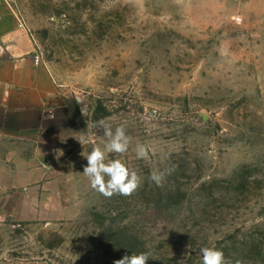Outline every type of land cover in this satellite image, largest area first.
Segmentation results:
<instances>
[{
	"label": "rangeland",
	"instance_id": "obj_1",
	"mask_svg": "<svg viewBox=\"0 0 264 264\" xmlns=\"http://www.w3.org/2000/svg\"><path fill=\"white\" fill-rule=\"evenodd\" d=\"M254 1L12 3L83 122L42 155L40 181H0V264H114L145 251L148 264H201L204 246L226 264H264V4ZM95 118L132 138L125 154H105L141 177L131 196L106 198L83 174L107 142Z\"/></svg>",
	"mask_w": 264,
	"mask_h": 264
},
{
	"label": "crops",
	"instance_id": "obj_2",
	"mask_svg": "<svg viewBox=\"0 0 264 264\" xmlns=\"http://www.w3.org/2000/svg\"><path fill=\"white\" fill-rule=\"evenodd\" d=\"M35 51L30 32L20 27L9 3L1 1L0 181H40L42 165L48 166L42 155L51 157L64 140L80 133L66 95L49 67L36 63Z\"/></svg>",
	"mask_w": 264,
	"mask_h": 264
},
{
	"label": "clouds",
	"instance_id": "obj_3",
	"mask_svg": "<svg viewBox=\"0 0 264 264\" xmlns=\"http://www.w3.org/2000/svg\"><path fill=\"white\" fill-rule=\"evenodd\" d=\"M99 127L103 130L107 138L103 149L94 146L86 156L87 164L84 166L83 174L90 182L93 190L99 192L106 198L113 195L121 196L133 195L141 185V177L135 170H131L125 162L120 159H110L106 162V152L111 154L123 155L130 147L131 137L127 134L123 124L117 126L113 131L112 127L104 121L99 122ZM82 144L84 141L79 140ZM136 155L138 159H147L148 149L143 145H137ZM151 180L157 186H161L163 174L152 172ZM201 264H226L222 251L204 246L200 249ZM150 259H155L151 251L124 255L114 261V264H148Z\"/></svg>",
	"mask_w": 264,
	"mask_h": 264
},
{
	"label": "built area",
	"instance_id": "obj_4",
	"mask_svg": "<svg viewBox=\"0 0 264 264\" xmlns=\"http://www.w3.org/2000/svg\"><path fill=\"white\" fill-rule=\"evenodd\" d=\"M1 1H5V2L9 3L11 8L14 9L13 6H12V3H14L15 0H0V2ZM231 1H233L235 3H245V2H248L250 0H231ZM17 18H18L20 27H23L26 30H28L27 26L25 25V22L23 21V19L19 15H17ZM35 61H36V63H43L42 56L37 50L35 51Z\"/></svg>",
	"mask_w": 264,
	"mask_h": 264
},
{
	"label": "trees",
	"instance_id": "obj_5",
	"mask_svg": "<svg viewBox=\"0 0 264 264\" xmlns=\"http://www.w3.org/2000/svg\"><path fill=\"white\" fill-rule=\"evenodd\" d=\"M78 124H82L83 122V114H82V111L80 109V107L75 103L74 105L72 104H69ZM95 121L98 123L99 122V119L98 118H95Z\"/></svg>",
	"mask_w": 264,
	"mask_h": 264
}]
</instances>
